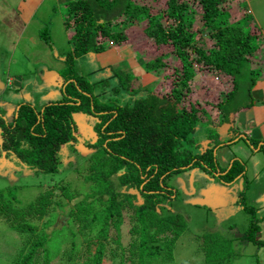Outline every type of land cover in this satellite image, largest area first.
<instances>
[{
    "label": "rangeland",
    "instance_id": "374dc122",
    "mask_svg": "<svg viewBox=\"0 0 264 264\" xmlns=\"http://www.w3.org/2000/svg\"><path fill=\"white\" fill-rule=\"evenodd\" d=\"M24 1L26 0H0V116L9 119L13 118L16 108L18 110L21 106L31 104L40 110L45 102L66 97L62 91L64 78L60 72L67 67L66 56L77 42L73 38L75 30L66 28V22L69 21V9L66 6L58 8L57 0H46L41 8L39 6V10H34L29 6L20 7ZM136 1L146 5L156 1L154 6L162 12L165 10L164 5L166 7L164 0ZM177 1L188 2L189 9L197 12L195 16L192 12L187 16L192 18L193 15L198 20L194 28H200L204 34L200 42L211 47L212 42L206 35L208 29L200 24V15L204 9L201 8L199 0ZM228 6L232 15L231 23L240 21L242 29L262 32L259 58L264 60V0H229ZM33 13L32 21L24 20V16ZM47 25L54 45L51 48L50 42L43 36ZM12 27L13 31L8 30ZM190 32L195 40V32L192 29ZM130 35L134 39L133 43L143 38V35L138 36L131 31ZM199 37L201 36L198 35L193 42L196 43ZM106 45L116 52L115 58L101 52L96 56L88 54L77 60L80 71L94 81V91L99 94L101 101L132 104L137 97L126 92V96L121 99L114 98L111 87L104 86L102 82L98 83L101 76L109 73V67L104 68L109 64H116L117 70L135 75L142 87L150 90L158 87L153 92L163 95V90L159 91L160 86L165 87L161 85L162 78L147 73L138 65L137 58L132 54L133 50L128 49L123 55L114 41H108ZM182 53L188 54L187 68L192 70L194 75L190 81L193 99L215 104L221 99L225 100L227 93L233 89V77L222 75L223 73L209 74L206 69L199 68L190 47L183 48ZM166 57L170 64L177 59L183 64L176 53L167 54ZM252 65L260 67L263 72L259 78L260 84V81L264 80V63L255 59ZM49 73L55 78H49ZM18 77L21 83H17ZM80 83L83 84L82 81ZM112 84L110 79L108 85ZM166 90L170 89H164ZM253 97L257 100L256 95L253 94ZM262 98L261 101H264ZM246 100L250 99L246 97ZM247 110L222 123L221 112L214 108L210 121L201 123L193 134L192 137L195 138L191 144L196 151L205 152L208 148L216 146V139L221 141L233 137L232 143H221L216 149L217 152L214 151V162L218 164V169H224L234 159H241L249 168L248 181L237 179L232 183L224 182L219 173L214 176L202 165L182 167L172 174L169 173L171 176L166 180L169 184L166 188L169 191L162 193L163 202L157 205L156 211L149 217V232H152V239L158 241L161 246V253L154 254L152 259L150 257L141 261H148L149 264H264V151L260 155L253 153L264 141H256L261 131L255 128L257 123L253 124L252 118L248 119ZM79 116L75 144L62 152L61 167L52 174L35 173L29 170L28 162L7 156L3 148L7 142L3 143L1 135L4 130L0 129V188L4 194H8L13 187L18 200L9 203L10 210H4L3 214H0V264H21L29 244L35 239H26L23 235L27 246L22 248L23 237L19 236L17 230L14 231L9 223L31 218L41 230L49 219L50 206L55 202L64 203L65 211H68L69 207L79 208L72 210L71 216H68L62 214V207H54L57 220L47 229V247L55 250L60 244L61 255L53 264H81L82 256L84 262L90 264L101 242L106 246L104 253L108 264H139L142 232L136 210L137 206L143 203V199L140 196L135 199L134 190L118 188L119 192L132 194L130 199L134 200L133 205H130L129 199L123 205L120 229H116L112 224L109 236L104 239L98 233L101 229L98 221L90 224L91 216L93 218L96 212L106 206L107 198L100 194V178L104 176L97 173L94 162H97L98 158L94 161L91 148L87 146L88 141H96L94 127L99 120L93 115ZM2 124L0 120V127ZM248 127L258 131V134L252 136V139H255L253 144H249L250 140L246 137L249 133L244 132V128ZM235 135H239L242 141L235 142L239 140ZM124 158L132 161L128 157ZM120 162L124 163L125 160ZM102 168L104 169V164ZM89 176H92V179L86 180ZM113 183L119 184L116 178H113ZM244 183L250 184L245 192ZM20 203L27 208L20 209ZM246 204L254 208L247 210ZM254 213L259 218L260 231L255 240H252L245 236L251 231L250 222ZM172 214H181L185 219V226L177 228L175 225H169L165 218ZM74 241L77 245L72 246Z\"/></svg>",
    "mask_w": 264,
    "mask_h": 264
},
{
    "label": "trees",
    "instance_id": "16d2710c",
    "mask_svg": "<svg viewBox=\"0 0 264 264\" xmlns=\"http://www.w3.org/2000/svg\"><path fill=\"white\" fill-rule=\"evenodd\" d=\"M228 2L229 0H199L201 8L204 9L203 13L199 14L200 24L207 27L206 35L212 42L211 47H208L204 42H200L204 37L200 28H194L198 20L193 15L192 18L187 16L189 12L194 16L197 13L189 9L188 2L164 0L166 7L164 5L165 10L162 12L154 6L156 1L146 5L136 0H73L69 4L73 15L68 17L66 28L70 30L72 27L75 30L73 38L77 42L66 56L67 67L60 72L64 78L62 91L66 97L62 100L47 101L40 110L31 104L22 106L18 110V118L9 123L0 118L3 122L0 129L4 130L1 133L2 140L3 143L7 142L3 146L6 155L28 162L29 170L38 174H52L61 167L62 152L75 144L77 119L80 114L93 115L99 120L94 127L96 141H88L87 146L91 148L94 161L98 158V161L94 162L97 173L104 176L100 178V194L107 198V204L96 212L93 218L91 216L90 224L98 221L101 226L98 233L104 239L109 236L112 224L116 229H120L123 205L127 199L130 205H133L134 200L130 199L132 194L119 192L118 188L134 190L135 199L138 196L143 199V203L137 206L136 210L142 232L139 264H149L141 259H152L154 254L161 253V246L158 241L152 239V232H149V217L156 211L157 205L163 202L162 193L169 191L166 188L169 186L166 180L173 171L182 167L202 165L214 176L219 173L224 182L232 183L237 179L248 181V166L241 159H234L224 169H218V164L214 162V151L221 143L226 145L227 140L232 142L233 137L221 141L216 139V146L208 148L205 152L196 151L191 144L195 138L192 137L193 134L201 123L210 121L214 108L221 112L222 123L230 121L232 116H237L241 111L250 109L255 103L254 89L263 73L260 67L252 65L255 59L264 63V60L259 58L262 32L242 29L240 21L231 23L232 15ZM191 29L196 38L201 36L196 43L193 42L196 38L193 39ZM130 31L138 36L143 35V38L133 43ZM43 36L53 44L50 34L45 31ZM108 41H114L123 55L128 49L133 50L132 54L137 58L138 65L147 73L161 77V85L165 87L160 86L159 91L163 90V95L153 92L158 87L151 90L142 87L135 75L117 70L116 64H109L104 66L109 67V73L101 76L98 83L102 82L104 86L111 87L114 98L121 99L126 96V92L137 97L132 104L101 101L99 94L94 91V81L80 71L77 60L85 55L96 56L101 52L115 58L116 52L106 45ZM185 47H190L199 68L206 69L209 74L223 73L222 75L233 77V89L227 93L225 100L221 99L215 104L193 99L190 81L194 75L192 70L187 68L188 54L182 53ZM170 53H176L183 64L179 63L178 59L170 64L166 57ZM110 79L112 86L108 85ZM246 97L250 100H246ZM235 136L240 139L239 135ZM246 137L250 140L249 143L253 144L255 139L247 134ZM262 149L264 150L263 146ZM124 156L132 161L126 160ZM120 160L125 162L119 163ZM169 173L171 174L168 175ZM91 177L86 180H91ZM113 178H116L119 184L115 185ZM249 185L243 184V192ZM15 193L17 194L13 187L8 194H4L0 188V214H3L4 210H10L9 203L18 202ZM35 202L36 200L32 203ZM56 205L59 209L62 207V214L68 216H71L72 210L79 208L69 207L68 211H65L64 203H52L48 213L49 219L41 230L31 218L9 223L14 231L17 230L19 236L24 235L26 239L35 238L24 253L21 264H53L60 258V244L55 250L47 247V229L57 220ZM19 208L23 210L27 207L20 203ZM253 208L250 204L245 205L247 210ZM165 220L177 228L185 226V219L181 214H172ZM258 223L259 218L254 213L250 222L251 231L245 238L255 240L260 231ZM25 244L24 239L22 248L27 246ZM71 244L77 245L75 241ZM105 248L101 242L90 264H108ZM81 264H89L84 262L83 256Z\"/></svg>",
    "mask_w": 264,
    "mask_h": 264
},
{
    "label": "crops",
    "instance_id": "0c3cea01",
    "mask_svg": "<svg viewBox=\"0 0 264 264\" xmlns=\"http://www.w3.org/2000/svg\"><path fill=\"white\" fill-rule=\"evenodd\" d=\"M45 1L46 0H43V1L42 0H26L23 2V4L20 7L24 6V7L28 8V6H29L31 8H34V10H39L44 5ZM72 1L73 0H57L58 8H60L62 5H64L69 9V7H70L69 4ZM35 4H37V5H35ZM39 6H40V8H39ZM55 9H56V7H54V10ZM70 15H73V13H72V10L70 11V9H69L68 17ZM33 16H34V13L28 14V15L24 16L27 20L24 18L23 19L27 22H30L33 20ZM1 17H3V15H1ZM46 27L47 28L45 31L48 34H50V36H51V33H49V30H48V25ZM71 29H72V27L70 28V30ZM8 30L13 31V27L8 29ZM53 46L54 45L50 43L49 47L51 48ZM16 79H17V83H19L20 82V81H18L19 77ZM258 84H257L256 88L254 89V93H253L254 95L257 96V100H255L256 102L253 104V106L250 109H248L246 111V113H248L247 117L249 120H250V118H252L253 124L257 123V125H259V126L255 125V128H258L261 131L260 132L261 135H260L259 139L257 138V140L264 141V101H261V98L262 97L264 98V80H261L260 84L259 85ZM247 129L244 128V132H248L249 134H247V135H249L251 138H253L255 136V134H258V131L257 130L254 131L253 127H248ZM241 141H242V139H239L238 141H235V142H241ZM263 145H264V142L261 144V146L257 150H254L253 153H256V155H260V153H262V151H264L262 149ZM248 171H249V168H248Z\"/></svg>",
    "mask_w": 264,
    "mask_h": 264
},
{
    "label": "flooded vegetation",
    "instance_id": "af4514ba",
    "mask_svg": "<svg viewBox=\"0 0 264 264\" xmlns=\"http://www.w3.org/2000/svg\"><path fill=\"white\" fill-rule=\"evenodd\" d=\"M20 83H21V82H20ZM13 85H14V84H13ZM21 107H22V106H21ZM18 110H20V109H18ZM18 110H17V108H16V110L14 111V114H13L14 116H13V118H11V119L6 118V117L4 118L3 115H1L0 118L6 120V121L9 123V122L12 121V119L14 120L15 118H18V113H19ZM228 143H229V142H227V144H228Z\"/></svg>",
    "mask_w": 264,
    "mask_h": 264
},
{
    "label": "water",
    "instance_id": "95a60500",
    "mask_svg": "<svg viewBox=\"0 0 264 264\" xmlns=\"http://www.w3.org/2000/svg\"><path fill=\"white\" fill-rule=\"evenodd\" d=\"M48 77L50 78L51 77V74H48ZM238 141V140H237ZM229 143H232L231 141ZM217 151V150H216Z\"/></svg>",
    "mask_w": 264,
    "mask_h": 264
},
{
    "label": "clouds",
    "instance_id": "9594fccd",
    "mask_svg": "<svg viewBox=\"0 0 264 264\" xmlns=\"http://www.w3.org/2000/svg\"><path fill=\"white\" fill-rule=\"evenodd\" d=\"M50 74V73H49ZM51 77H54L55 78V76L53 75V74H51Z\"/></svg>",
    "mask_w": 264,
    "mask_h": 264
}]
</instances>
